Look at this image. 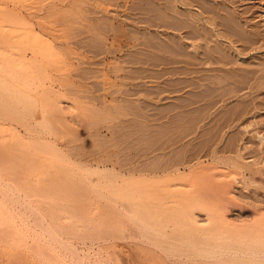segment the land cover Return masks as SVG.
<instances>
[{
  "label": "rangeland",
  "instance_id": "374dc122",
  "mask_svg": "<svg viewBox=\"0 0 264 264\" xmlns=\"http://www.w3.org/2000/svg\"><path fill=\"white\" fill-rule=\"evenodd\" d=\"M195 1L45 0L43 4L46 2L44 6L46 8L40 10L42 6L40 7L41 3L37 0L38 3L32 2L33 5L31 4V7H35H32V10L30 7L27 8V10L30 9L29 11L23 8L19 9L25 17L35 23L42 20L46 25H48V21L51 26L57 24L53 28L57 27L55 29L58 30L56 35L61 37L59 40L61 42L57 41V50L58 52L61 50V55L54 58L56 61L54 64L52 63V66L59 70L54 71V78L48 81L46 83L48 85L45 84L44 88H50L47 93L52 94L54 92V95L60 98V102L63 100L61 105L68 110L66 117L68 113L70 117H73L72 119L66 118L67 122H69L68 120L71 121L68 124L72 125L70 126L75 129V135H77L75 136L77 141L75 140L71 144L74 151L71 154L67 153L70 155V161L74 165L78 163V165L92 166L89 177H86V172H84L86 175L81 174V184L88 189L90 194L92 189L102 188L104 183H111V174L108 172H111L112 169H116V171L121 169L126 172V175L122 177L128 182L123 184L124 180H117L116 186L118 187H115L125 190V195L128 193L127 202L123 200L119 203H109L105 197L99 199L96 194H91L90 205L86 210V215L81 220H66L65 215L64 218L58 217L61 216L59 213H65L64 210L60 212V209H57V215H59L55 216V218L57 217L56 220L51 219L54 220L52 222L56 226L53 227V231L57 228L56 230L59 229L58 232H61L62 227L65 226L66 229L82 237H80L81 251L85 255L88 253L87 256L93 259L91 263L89 262L90 264L94 260L99 262L101 259L102 261L101 257H105L107 254L113 257L116 252L120 254L114 255V262L110 257L112 264H198L201 262V260H192L186 257L170 256L168 251L172 249L163 247V245L177 243L184 245L185 249L190 251L196 250L194 244L207 242H215V244L221 245L227 243L231 247L232 244H234L233 246L235 244L242 245L243 248L250 251L264 250V216H261L264 215V175L255 176L254 182L248 183L249 187L247 191L245 190L247 200L244 199L245 196H242V193L244 195L245 193L237 190V183H233V190L237 195L231 203L223 201L222 192L220 194L215 193L221 190L213 189V199L217 202V197L220 196V202L205 203V205H217L218 209L223 214L225 213L230 222L233 223L230 229L228 227L226 229L224 224L223 226L216 224L214 227L207 220L205 212L201 210L195 211L198 214L196 219L200 223L190 231H187L188 227H184L178 218H182L179 216L181 210H188L190 204H196L187 203L190 198L195 199L199 194L198 197L205 201L206 196H208L207 199L212 196L210 195L211 189L205 186V175H193L188 180L181 181L173 172L175 166L181 164L179 166L181 168L185 164L188 165L189 161H192V158L194 160L198 154V158L203 159L211 145L217 146L220 151L221 149L225 151L224 148H227L232 137L239 140L237 143L239 142V148L243 151L245 163L254 165L264 159V0H212L215 3L209 4L208 8L211 9L212 7V10H216L220 15L235 13L237 19L239 18L238 24L241 30L251 35L255 40L254 46L250 48H246L242 43L236 44V47L241 51V56L238 57L236 56L237 53L229 51L228 62L225 65L213 63L210 67L204 63L198 65L199 61L195 62L196 66L191 67L184 66L183 63L166 61L169 59V53L163 52L161 54L163 56H160L157 51L160 49L176 51L179 45H183L182 50L185 56L195 57L194 53H191L187 48L190 44L188 42L190 38L189 40L180 39L183 36L187 38V35L189 37L187 34L189 29L185 27L183 29L177 20V17H180L179 14L184 17L187 16L184 4L187 3L189 7H196L197 2ZM47 12L51 13L50 16L55 12L56 15L60 12L68 15L63 13L62 15L59 14L58 17L54 14L52 20L57 21L54 23L50 18H44L47 16ZM47 19L46 23L45 20ZM202 41L200 59L203 60L201 62H204L205 59H211L214 53L206 51V43L204 40ZM214 41L212 39L211 42ZM225 44L227 45V43ZM174 47H176L175 50ZM197 58L200 60L199 57ZM117 68L118 70H116ZM215 69L216 71H224L225 74L229 75L230 80L226 83L223 82L221 86H207L212 88L209 97L203 98L205 93H202V96L199 95L197 99L194 95L206 91L203 86L208 82L203 81L208 79L210 75H216ZM210 70L215 73L210 72ZM109 76L111 78H108ZM67 82H74L76 85L70 86L75 89L69 87ZM201 84L203 86L200 88ZM38 90L37 94L34 92L35 96L30 95L33 97V101L29 97L34 108L47 97L44 96L47 94L45 90ZM72 91L75 96L71 93ZM109 94L114 95L111 97ZM100 95L105 96L106 98H104L109 101L114 98V100H122L123 97L124 99L128 98L129 101L124 102L123 99L121 106L116 104L120 110L116 109L118 111L115 112L116 110L114 109V111L112 108V114L108 117L109 115L104 113L105 110L100 105V103L103 104L102 99H104ZM71 96L73 98L70 99ZM92 96H95L96 99H93ZM79 99L82 101L80 102ZM89 99L93 105L89 104ZM98 99L101 102L100 100L97 102ZM120 100H116L115 103L120 102ZM74 101L76 104H79L77 103L79 101L85 105L86 110L80 105L78 106L79 110L81 109L80 112L75 110L76 108H70V106L75 105H73ZM190 101L194 102L193 105ZM95 102H97L96 105ZM23 104L25 103L23 102ZM23 104L20 106L24 108L26 104ZM69 104L72 105L69 106ZM28 106L31 107L29 103L26 107ZM122 106L126 109H121ZM94 107L99 108L98 111ZM236 107H240L238 110H241V113L235 117V122L231 125L232 128L228 129L229 126L227 125L223 128L222 124L225 123L228 113ZM100 112L102 113L100 114ZM83 113L84 115H82ZM45 115L38 114L35 123H32L38 128H43L45 125L42 124H45L47 120L44 121ZM239 119L240 121H238ZM19 130L23 132L21 126H19ZM58 131V135L49 133V138L54 140L59 138L61 134L63 136L64 130L61 131L60 129L61 133ZM213 133L218 138L213 137L210 140L211 135L214 136ZM206 134L210 135L207 136ZM205 135L210 139H206ZM67 139H60V144L67 142ZM75 155H78L77 159ZM74 160L78 162H74ZM100 160L101 162L104 161L105 164L107 163L108 165H106L111 170L108 168L107 171L103 169V171L97 172L98 167L102 165L99 163ZM196 162L197 160L192 163L195 164ZM19 163L24 166L20 159ZM192 163L191 165H193ZM203 165H209V163L205 162ZM136 167L139 170L136 171L137 174L135 173V176H132L134 174L130 175V170ZM200 167L202 165L198 169ZM262 169L264 173V168ZM245 174H248V170ZM242 175L243 173L237 176L239 178L243 177ZM84 176L86 177L85 180H83ZM170 178L172 179L170 180ZM176 182L180 184L178 185ZM169 183L175 185L170 186L172 187L170 189H165V186L170 185ZM102 190L107 196L109 191L105 188ZM208 191L211 197L208 195ZM257 198L260 203H250ZM185 199L188 201L180 202ZM43 209L42 212L45 211ZM54 209L51 214L56 213ZM42 212L40 211V213ZM46 213L43 212L41 215ZM27 216H25L26 218L22 217L24 219H21L22 224L31 223ZM44 217L50 220L49 213ZM28 224L24 225L26 231L29 229L30 232L32 231L31 234L36 231L33 235L43 233L40 231V227L36 228L34 225L28 228ZM253 224L256 226L253 227ZM256 227L260 230H257ZM255 228L260 233L256 232ZM66 229L63 228L64 231ZM255 232L256 234H254ZM99 253L102 255H98ZM219 258L222 260L221 257ZM220 259L215 258L208 260V262L206 260L205 263L224 264ZM205 263L204 260L201 262V264Z\"/></svg>",
  "mask_w": 264,
  "mask_h": 264
},
{
  "label": "bare ground",
  "instance_id": "6f19581e",
  "mask_svg": "<svg viewBox=\"0 0 264 264\" xmlns=\"http://www.w3.org/2000/svg\"><path fill=\"white\" fill-rule=\"evenodd\" d=\"M36 1L35 0H0V264H90L93 259L90 256H87L88 253L87 255H85L81 251V247H80V242H81L80 237L81 236L76 234L75 232H72L66 229L65 226L62 227V231L60 230L61 232H58L59 229L56 230L57 228L55 229L56 231L54 230L55 231L54 232L53 227H56V226H54L55 224H53L54 222L52 221L56 220L57 217L55 218V216H58L59 214H61V216H58V217H63L65 215L64 217L66 218V220L67 219L68 220L71 219L74 221L77 219L81 220L83 216L86 215V210L88 209L90 205L89 203H90L91 194H96L99 199L105 197V199L109 203H113V202L119 203V202H122L123 200L124 202H127L126 199L129 196L128 193L125 195L124 194L125 190L117 189L116 187L118 186H116L117 185L116 183H118L117 180H120V179L124 180L123 184L127 183L128 181L122 177L123 175H126V172H123V170L121 169L118 171H116V169L111 170L107 166L108 165L107 163L106 165L104 161L103 163L100 160L99 163H101L102 165L101 167H98L97 172L99 170L103 171V169L107 171L108 168L109 170H111V172H108L111 174V177L108 176L110 177L111 183L109 184L104 183V187H102V188H105V190L109 191L107 192V196H105L106 193H103L104 191L100 187L92 189L90 191L92 193L89 194L88 193L89 191H87L88 189H86L81 184V178H82L83 173L86 172L87 175L86 173L84 174L86 175V177L87 176L89 177L90 176L89 173L91 172L92 166H86L85 164L83 165L80 164L81 165L80 166L78 165V163L74 165L70 161L69 154H71V152L74 151L72 149L71 144L76 140L75 136H77L75 135V129L71 127L72 126L71 124H68L71 121L68 120L69 122H67V119H66L67 117L68 118L70 117V114L68 113L66 117V114H67L66 111L68 110L64 109L65 107L64 105H63L64 107H62L61 103L63 102V100L62 102H60L59 100L60 98L56 97V95H54V92L52 94H50V92L47 93L50 90V88H47V89L46 87L44 88L45 84L54 78V73H55L54 71L59 70V69L56 70L55 66H52L54 62L56 61V60L54 61V58L60 57L61 55L60 54L61 50L59 52L57 50V41L61 42L59 41L61 37H58L59 35H56L58 30H55V29H57V27L53 28L57 25V24H54L57 21L55 19L52 20V16L56 12L52 14V16H50L51 13L49 14L47 12L48 13V14L46 13L47 16L44 17V18H50L52 22L54 21L53 23L54 26H51L49 24L48 19L45 20L46 23L48 21V25L43 23L42 20H41L42 22L40 21L38 23H35L32 20L25 17L19 10L21 8H23L24 10H27L28 7H30L31 9L32 7H34V6L31 7V4L33 5L32 2H35V3L40 2L41 3L40 7L42 6L40 10H44L46 8V7L44 8L46 2L45 4H43L45 0H38V2ZM195 2H197L196 7H191V6L189 7V5L185 2L186 4H184V7H185V12L187 13V16L184 17L183 15L179 14L180 17H177V20H179L183 29L184 27L186 29H189V32H187V34H189V37L186 34L187 38L183 36L180 39L189 40L190 38V41H188L190 44L188 45L189 47L187 46V48H189L191 53H194L193 55H195L196 58L193 56L192 57L185 56L182 50L183 45L181 46L177 45L178 47L177 46L176 47L178 50L176 51H173L172 49H171L172 51H170V49L169 50L160 49L157 51L160 53V56H163L161 55L163 52L169 53V56H168L169 59L166 61H169V62L171 61L173 63L176 62L179 64L183 63L184 66H187V67H191L195 65L196 61H199L198 65H202L201 63H204L205 65H209L210 67L213 63H217L223 66L228 62V58H229L228 52L229 51L233 53L235 52V54L237 53L236 56L238 57L241 56V51H239L238 47H236L237 43H242L243 45L246 46V48H250L254 46L255 40L252 38L251 35L241 30L238 24L239 18L237 19L235 13L232 12L231 15L225 13L226 14V15L224 14L225 16L218 14L216 10L215 11L212 10L211 6H210L211 9L208 8L211 2L215 3V1H212V0H196ZM37 8H38V5H37ZM30 9H28L27 11H29ZM63 13L60 12L58 13V15L59 14L62 15ZM63 18L65 17L63 16ZM212 39L213 41L215 40L213 43L211 42ZM202 40H204V42L206 43V51L212 54L214 53L211 59L210 58H208L207 60L205 59L204 62H201L203 60L200 59V55H201L200 50L202 49L201 46H203L201 44L203 42ZM224 41H226L225 43H227V45L224 43ZM211 43L213 44L212 46H211ZM176 47H174V50ZM154 48L155 46L153 47V50ZM197 57H199L200 60H198ZM152 59L155 60V58H152ZM138 63H139V60H138ZM118 68L116 70H118ZM210 72H214V71L210 70ZM215 72H216V75L215 74L214 76L210 75L208 79L206 80L204 79L203 82L207 81L208 83H206L205 86L201 84L200 88L203 86L204 88H206V91L204 90V92L201 91L200 93H196V95L194 96H196L197 99L199 98V95H201L202 93H205V95H203V98L209 97V94L211 93L212 88L207 87V86H210V85L211 86L213 85L221 86L223 82L226 83V81L230 80L229 75L225 74L224 71L222 70L216 71L215 69ZM245 73L247 72L245 71ZM108 78H111V77L109 76ZM67 85L69 87L71 86L74 87L76 84L74 82H70V83L67 82ZM38 89H42L43 91L46 89L45 92L49 95L44 94V96L46 95L47 97L43 99V101H41L40 104L36 108H34L32 106V102H30V98H31V101L34 100L33 97L31 96H35V93L37 94L39 91ZM197 89H199V87H197ZM32 93L34 94L32 95ZM71 93L75 96L73 91ZM109 95L112 97V95L114 94L112 95L109 94ZM100 97L104 98L105 96L103 97V95H100ZM69 98L71 99L73 97L71 96ZM105 98L102 99L103 104L100 103V105L103 106V110H105L104 113L109 115L108 117H110L112 114V108L113 110L119 109L117 105H120L121 102H123L124 97L122 100L116 99V100H120V102H117V103H115L116 101L114 100L115 98L114 99L110 98L111 99L110 101ZM93 99H96V97L94 96ZM93 99H92V102H93ZM100 99H98L97 102H99ZM124 100H125L124 102H126V100L129 101L128 98ZM75 101L73 105L75 104L77 107L75 105H74L75 107L70 106L72 104H69L70 108L71 107L72 109L76 108L75 110L80 112L81 109L79 110V107H78L80 105L82 106L83 109H85L84 108L85 105L80 103L82 100H80V102L79 101L77 102L79 104H76ZM193 101L192 102L190 101L192 105L194 103ZM23 102L26 104V106H27V103H29L31 107L29 106L28 107L24 106V108L21 107L20 105L23 104ZM68 102L70 101L68 100ZM97 102H95V105L97 104ZM90 103L91 101L89 102V104ZM90 105H93V104L91 103ZM94 108L97 109L96 107ZM122 108L126 109L123 106L121 107V109ZM238 108L236 107V109H233V111H230V113H228V117L227 118L225 117L226 118L225 123L222 124L223 126L221 125L223 128L227 125L229 126L228 129H230L231 125L235 122L234 120L235 117H238L241 113V110H238ZM83 109H82V112H83ZM100 109H101V106H100ZM117 111L118 110H116L115 112ZM81 113L79 114L81 115ZM101 113L102 112H100V114ZM118 113H121V112H118ZM38 114H46L45 115L46 118H44V121L45 119L47 120L45 124L44 123L42 124V125H45L43 126V128H38L37 125L32 123L37 119ZM82 115H84V113ZM72 118L73 117H70V119ZM240 119L238 121H240ZM19 126L23 128V132L19 130ZM60 129L61 131L64 130L62 132L63 136L61 134V136L59 135V138L57 137L54 140L49 138L50 137L49 133L51 135L52 134L56 135L58 130H59L58 132L61 133ZM207 136H206V139L208 138ZM211 136H212L211 139L210 138L208 139L212 140L213 137L215 138L217 137L215 136V134L214 136L213 135ZM66 138H68L67 139L68 141L65 142L64 144H60L59 142L60 139H66ZM237 140L236 138L232 137L227 148H224L225 151L223 149H221L220 151L217 148V146L213 145L214 146L213 147L211 145L209 147L210 148L209 151L207 152L206 150L208 154L205 153L203 156V159L205 158V160H203L200 156H199L200 158H198V155H199L198 154L196 157H194L195 158L194 160L192 158L191 159L192 161H189L188 165L185 164L186 165L185 166L183 164L184 166L180 168L179 167L181 165L180 164L179 166L174 167L173 172H175L178 178L175 176L174 177L177 178L178 180L186 181L193 175L202 174V175H205V186H207L208 189H211L210 195L212 197L209 195L210 190L207 193L211 197L210 199L212 200H210L209 198L207 199L208 196H206L205 201H204L198 197L199 196L198 194L197 198L195 199L190 198L189 202H187L188 199L180 201L181 203H185V202L196 203V204H190L189 207L191 209L188 208V210H184V211L181 210V213H180L181 215L179 214V216H181L182 218L178 217L182 225H184V227L185 226L188 227L187 231H190L193 227H195L197 224L200 223L196 219L198 217L197 216L198 214H196L195 211L197 210L204 211L205 214L207 215V220L211 222L214 227L216 226V224H220L222 226L224 224L226 226V229L227 227L230 229L233 226V223L230 222L228 216L225 213L223 214L218 209L217 205H212V206H210L211 204L205 205V203H219L220 202L219 195H217L219 196L217 197L219 201L217 200L216 202L213 199V193H212L213 189H215L216 191L221 190L219 192L218 191L217 192L214 191V192L216 194L217 193L220 194L222 192L223 201L225 203H228V202L231 203L235 200L236 198L235 196L237 195V193L236 195L234 193L233 183H237L238 185L236 187L237 190L239 191L241 190L245 193V190L247 191L249 187L248 183L252 184L254 182L255 176L264 175L263 169H262L264 168V159L261 162L258 161L259 163L254 164V165H252V163L251 165H249L248 163H245L243 159V151L242 149L239 148L240 145H239V142L237 143ZM24 156H27V157H24ZM77 156L75 157L76 159H77ZM19 159H20V162H22L24 166L20 165ZM195 160H197V162L193 164L192 162H194ZM74 162H78V161L74 160ZM205 162L209 163V165L204 166L203 164ZM191 163L193 165H191ZM201 165L202 167L198 169V167ZM259 166H262V167H259ZM113 167H116V165H113ZM136 168L131 169L129 174L130 175L134 174L132 176H135L136 171H139L138 168L137 169ZM140 168L142 167L140 166ZM247 170H248L249 175L245 174ZM242 173H243L242 175L243 177L238 178L237 175L242 174ZM86 177L84 176L83 180H85ZM171 179L172 178H170V180ZM176 183H178V185L180 184L179 182H176ZM169 184L170 185L165 186V189H170L172 188L170 186L175 185L171 183ZM127 187H128V184H127ZM239 196L241 197V194ZM242 196H245L244 199L247 200L248 197L246 198V193L245 195L242 193ZM251 200H252V196H251ZM250 203H260V201H258V198H257V200L255 199ZM42 207L43 208L45 207L46 209L45 208L43 209ZM42 209L45 210L43 211L44 213L48 211L50 220L44 217L45 215H48V213L44 214L43 216L41 215L43 214ZM53 209L55 210L56 213L51 214L52 212H54L52 211ZM57 209L58 210L60 209V212L61 211L63 212L64 210L65 213L63 212L64 214L59 213L57 215V212H58ZM40 211L42 213H40ZM27 212L29 214L28 216H27ZM25 216H27L31 220V223H33L32 225H29L31 223L29 222L28 224L25 222L26 221L25 220L24 222L25 224H28V228L29 226L33 227L35 225L36 228L40 227V231H43V233L41 234L36 233L37 235H33L34 232L36 231H34L33 234H31L32 231L30 232L29 229H27L26 231L24 227L25 224H22V220H24L22 219V217H25ZM261 216H264V215H261ZM51 219H54V220H51ZM49 221L51 224L48 223ZM254 224H256V222H254ZM254 224H253V227L256 226ZM63 228H65L66 230L70 232L66 230L64 231ZM257 230H260V229L257 228ZM257 230L256 232H259ZM256 232L254 234H256ZM226 244L225 245L223 244L221 245L218 243L215 244V242L214 243L207 242L203 244L197 243V244H194V247L196 248L195 251H190V250L185 249V246L180 243L170 244V245L167 244V245H163V247H166V248L169 247L172 249L168 251V254L170 256H174V257L177 256L179 258L186 257L192 260H201V262L204 260V263L206 260L208 262V260H212L215 258L220 259L219 257H221L222 260L220 259V261L224 264H264V250L263 251H250L248 249L246 250L245 248H243L242 245L240 246V245L235 244V246H233L234 244H232V247H231V245H228V244L226 245ZM102 253H99L98 255L100 254L102 255ZM117 253L118 252L114 254L112 253L113 257H115L114 255ZM111 256L110 254L109 255L107 254V256L101 257L103 259L102 261L101 259L99 260V262H96L94 260L93 263L112 264L110 260ZM113 257L111 258H112V261L114 262L115 259ZM201 262H199L198 264H201ZM186 263H189V262H186ZM207 264H210V263H207Z\"/></svg>",
  "mask_w": 264,
  "mask_h": 264
}]
</instances>
